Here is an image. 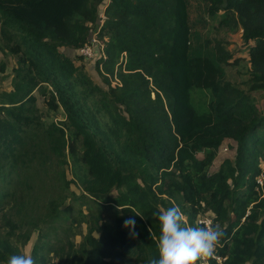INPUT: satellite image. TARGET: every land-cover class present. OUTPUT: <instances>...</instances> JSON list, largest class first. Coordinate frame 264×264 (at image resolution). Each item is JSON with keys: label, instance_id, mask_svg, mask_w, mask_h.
I'll list each match as a JSON object with an SVG mask.
<instances>
[{"label": "trees", "instance_id": "obj_1", "mask_svg": "<svg viewBox=\"0 0 264 264\" xmlns=\"http://www.w3.org/2000/svg\"><path fill=\"white\" fill-rule=\"evenodd\" d=\"M105 2L0 0L1 33L15 53L24 48L20 82L0 93V264L19 254L17 229L42 224L50 230L33 258L43 262L54 226L68 218L64 201L80 200L72 184L98 215L81 220L88 234L69 243L67 264L159 259V210L173 205L190 226L202 217L220 224L224 264H264V107L252 97L264 94V0ZM215 26L240 30L247 55L235 59L212 37ZM93 30L106 88L66 53L90 45ZM241 60L248 79L237 84L224 66ZM51 112L63 120L46 124ZM224 144L233 158L211 172Z\"/></svg>", "mask_w": 264, "mask_h": 264}, {"label": "rangeland", "instance_id": "obj_2", "mask_svg": "<svg viewBox=\"0 0 264 264\" xmlns=\"http://www.w3.org/2000/svg\"><path fill=\"white\" fill-rule=\"evenodd\" d=\"M216 27V26H215ZM212 37H219L224 40L225 47L233 53L235 59H240L239 57H245L247 51L241 45V34L242 32L235 31L230 28H215L212 31ZM92 37L96 36V31L93 30ZM100 41V40H99ZM101 42V41H100ZM15 41H9L0 31V93L2 92H11L14 90V83H19L21 77L18 75V72L21 70V65L19 64V57L23 53V49L17 50L15 53ZM100 52L98 48H94V53L97 55ZM67 55L72 56L78 66L84 65L86 74L89 76L90 80L96 85L102 88H106L105 85V75L102 72L100 67H97L94 57L91 59L84 58L81 55V51H66ZM82 57V58H81ZM242 59V58H241ZM232 61H235L234 59ZM237 64L233 66H224L226 75L228 79L237 84H241L248 79V63L245 60L236 61ZM32 95L36 99V106L44 112H47V98L42 96L38 89H36ZM253 100L259 107H264V94L262 92H255L252 94ZM62 112H51L50 116H46L44 121L46 124L52 122H58L62 119ZM204 154H199L198 158L203 159ZM227 158H233V153L227 148V145L224 144L221 149L216 154V157L211 167V172L218 171L220 164ZM69 179H73L70 173V169H67ZM51 182H48L50 186ZM71 190L75 192L80 200H72L70 197L64 201L63 210L67 211V220H61L59 223H56L54 226L58 228L53 235V237L47 242L50 246H44L42 248L43 262L40 264H67V256L69 253V243L74 244L76 247L81 245L84 241V237L88 234L89 226L87 220L90 224L93 223V217L91 215H98V207L92 201V198L85 194L83 189L79 185L72 184ZM58 190L55 191L54 195H57ZM67 195L69 193L67 192ZM83 195H86L83 196ZM116 195V193H114ZM42 198V196H41ZM46 199L41 201V204L44 205ZM92 208V209H91ZM91 209V210H90ZM43 209L36 210V215L32 216L31 220H38ZM83 213V215H82ZM86 216L87 220L81 222V220ZM31 226L20 227L16 230V235L13 238V243L17 246L19 254L27 253L33 256V250L35 245L38 243L39 236L43 233H46L50 228L47 225H41L40 230H32ZM1 229V228H0ZM30 231V239H27L26 233ZM53 233L54 231L51 230ZM52 248V249H51ZM198 264V261H197Z\"/></svg>", "mask_w": 264, "mask_h": 264}, {"label": "clouds", "instance_id": "obj_3", "mask_svg": "<svg viewBox=\"0 0 264 264\" xmlns=\"http://www.w3.org/2000/svg\"><path fill=\"white\" fill-rule=\"evenodd\" d=\"M160 235L158 237L159 259L148 264H197V261L214 254L216 246L225 232L220 224L196 222L195 226L185 223V215L178 205L160 209L158 214ZM126 228L134 229L133 219L125 220ZM7 264H36L27 253L12 254Z\"/></svg>", "mask_w": 264, "mask_h": 264}, {"label": "built area", "instance_id": "obj_4", "mask_svg": "<svg viewBox=\"0 0 264 264\" xmlns=\"http://www.w3.org/2000/svg\"><path fill=\"white\" fill-rule=\"evenodd\" d=\"M111 0H106V6L110 3ZM105 6V7H106ZM98 48L101 49V52H103V45L102 43L99 41V39L95 37H92L91 39V44L85 46L82 50H81V54L86 57L87 59H91L95 56L94 53V48ZM264 177V176H263ZM198 221H200L201 223H209V224H213V221L211 219V217H202L199 218ZM217 247H222V245L218 244L215 248L214 254L210 257H204L201 258L198 261V264H224L226 262V257L222 256L221 254H219L216 249Z\"/></svg>", "mask_w": 264, "mask_h": 264}]
</instances>
